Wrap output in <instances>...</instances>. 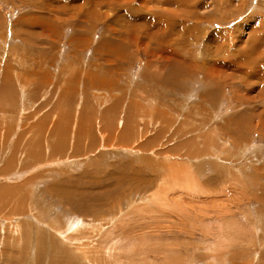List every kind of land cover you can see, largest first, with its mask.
Instances as JSON below:
<instances>
[{
  "label": "rangeland",
  "instance_id": "obj_1",
  "mask_svg": "<svg viewBox=\"0 0 264 264\" xmlns=\"http://www.w3.org/2000/svg\"><path fill=\"white\" fill-rule=\"evenodd\" d=\"M0 264H264V0H0Z\"/></svg>",
  "mask_w": 264,
  "mask_h": 264
},
{
  "label": "bare ground",
  "instance_id": "obj_2",
  "mask_svg": "<svg viewBox=\"0 0 264 264\" xmlns=\"http://www.w3.org/2000/svg\"><path fill=\"white\" fill-rule=\"evenodd\" d=\"M106 1H107V0H106ZM107 44H108V43H107ZM98 45H99V44H98ZM99 46H100V45H99ZM104 46H105V45H104ZM98 48H99V47H98ZM97 50H98V49H97ZM248 63H249V62H248ZM246 68H247V67H246ZM178 72H179V71H178ZM178 72H177V73H178ZM177 73H176V74H177ZM181 73H182V72H181ZM181 73H180V75H181ZM184 73H185V72H184ZM184 73H183V74H184ZM88 75H89V74H88ZM177 75H178V74H177ZM247 120H248V119H247ZM237 121H238V120H237ZM41 122H42V120H41L39 123H41ZM31 124H32V123H31ZM36 124H37V123H36ZM36 124H33V126L36 125ZM63 125H64V123H63ZM38 126H39V125L36 126V129H37L36 134H35L36 138H37V136H40V135H41V134H39V131H41V130H45V129H43V128H39L40 126H39V127H38ZM79 126L82 127V128L84 127L83 123H81V122L79 123ZM54 127L58 129V122L55 123V126H54ZM18 129H19V128H18ZM29 129H31V131L33 130L32 128H29ZM78 129L82 130L81 128H78ZM58 130H59V129H58ZM66 130H67V129H66ZM27 131H28V130L23 131V132H24L23 134H22V133L19 134V139H17V140H18V143H19L18 147H19V149L22 148L21 151L24 152L23 154L26 153V154L30 155V153H32V154L35 155V154L38 153V151H42L43 149H42V150H39V149H40V145L37 146V147L34 146V145H33L34 142H31L30 140H27L28 138L25 140L26 136H28V135H27V133H28ZM79 132H80V131H79ZM79 132H78V135H79ZM31 133H33V132H31ZM34 133H35V132H34ZM57 133H58V134H57ZM60 133H61V132H56V133L51 134L50 137H49V139H48V141L45 140V142H44V143H47V144H48L49 152H50L51 154H52V153L54 154V152H56V151L58 150L59 146H60V145L62 146V143H64V144L66 143L64 138H62L61 140H59V138L57 137ZM43 134H44V133H43ZM43 134H42V135H43ZM47 134H48V133H47ZM64 134H66V132H64ZM64 134H63V135H64ZM6 135H7V134H6ZM9 135H10V134H9ZM81 135L83 136L84 134L82 133ZM32 136H34V135H32ZM66 136H67V134H66ZM42 137H44V136H42ZM55 137H57V138H55ZM72 137H73V136H72ZM80 137H81V136H80ZM4 138H6V137H4ZM4 138L1 137V141L4 142ZM29 138H31V136H30ZM40 138H41V137H39V140H40ZM77 138H78V137H77ZM6 139H7V138H6ZM6 139H5V140H6ZM34 139H35V138H34ZM63 139H64V141H63ZM78 139H79V138H78ZM41 140L44 141V139H42V138H41ZM52 140H53V141H52ZM60 141H61V142H60ZM9 142H12V141L9 140ZM16 142H17V141H16ZM22 142H25V145L23 144L24 146L21 145ZM78 142H80V141H78ZM35 144H36V143H35ZM40 144H41V143H40ZM77 144H78V143H77ZM7 146H8V145H7ZM12 146H13V145H12ZM61 146H60V147H61ZM20 147H21V148H20ZM9 148H10V147H9ZM42 148H43V147H42ZM13 149H14V147H13ZM11 151H12V149H11ZM19 151H20V150H19ZM15 152H17V151H15ZM15 152L12 151L13 155L15 154ZM10 154H11V153H10ZM20 154H21V153H20ZM42 154H43V153H42ZM42 154H41V152H40V156H41ZM13 155L11 154L10 158H14ZM28 155H27V156H28ZM47 155H48V154H47ZM23 156H24V155H23ZM30 157H31V156H30ZM32 157H33V156H32ZM41 157H42V156H41ZM25 158H26V157H25ZM25 158H24V159H25ZM27 158H28V157H27ZM24 159H23V160H24ZM31 159H32V158H31ZM26 160H27V159H26ZM39 160H40V158H39ZM20 161H22V160H20ZM24 161H25V160H24ZM28 161H31V160L29 159ZM26 162H27V161H26ZM26 162H25V163H26ZM34 162L37 163V161H33V163H34ZM33 163L31 162V164H33ZM31 164H30V165H31ZM34 165H35V164H34ZM35 166H36V165H35ZM37 166H38V165H37ZM39 166H40V165H39ZM35 168H36V167H35ZM21 170H22V169H21ZM17 175L20 177V176H22L23 174L21 173V174H17ZM25 179H26V178H25ZM28 182H29V181H28ZM50 189H51V188H50ZM54 189H55V188H54ZM21 190H22V189H21ZM14 191H16V190H14ZM14 191H13V192H14ZM69 191H70V190H69ZM71 191H72V190H71ZM71 191H70V192H71ZM54 192H55V191H54ZM75 192H76V191H75ZM66 193H67V192H66ZM22 194H23V193H22ZM71 194H72V193H71ZM64 195H67V198H66V199L70 201V196H71V195H70V196H69V194H64ZM20 196H21V195H20ZM22 196H24V195H22ZM75 196H76V195H75ZM18 197H19V196H18ZM24 197H25V196H24ZM23 199H24V198H23ZM73 200H74V199H73ZM73 200H71V202H72ZM20 201H21V200H20ZM19 204H20V203H19ZM21 204H22V203H21ZM23 204H24V203H23ZM28 204H29V202L27 203V205H28ZM82 204H83V203H82ZM31 205H32V204H31ZM18 206H19V205H18ZM25 206H26V205H25ZM20 207H21V206H20ZM34 207H35V206H34ZM11 210H12V209H11ZM15 211H17V210H15ZM13 212H14V211H13ZM9 213H10V212H9ZM56 228H57V227H56ZM19 231H20V230H19ZM83 252H84V251H83Z\"/></svg>",
  "mask_w": 264,
  "mask_h": 264
},
{
  "label": "crops",
  "instance_id": "obj_3",
  "mask_svg": "<svg viewBox=\"0 0 264 264\" xmlns=\"http://www.w3.org/2000/svg\"><path fill=\"white\" fill-rule=\"evenodd\" d=\"M91 21V25H94L95 24V27H96V25H101L102 24V21L101 22H98V23H95L94 22V20L92 19V20H90ZM102 41V40H101ZM176 57H180L181 56V54L180 53H177V55H175ZM182 61H184L183 59H182ZM185 63H182L181 65H183L184 67H186V64L184 65ZM143 71H144V69H143ZM164 75H165V73H163ZM163 75V76H164ZM143 80H139V83H144V81L142 82ZM157 82H154V83H156V84H158L159 82L161 83L160 84V86H158L157 88H167V86H168V84L165 82V84H164V78H157V80H156ZM153 83V84H154ZM151 87H153L151 84H149ZM147 88H150V87H147ZM154 88V87H153ZM217 92L219 91V87L217 86L216 87V89H215ZM219 93V92H218ZM212 102H213V99L211 100ZM228 101H230V100H228ZM245 117H243V116ZM224 116H226L227 117V120H232V121H234V122H239V121H244L245 119L247 120H249V118L251 117V112L250 113H248V111H238L237 113H229V112H227ZM223 117V116H222ZM252 118V117H251ZM238 120V121H237ZM262 160L260 159V161H259V163L261 162Z\"/></svg>",
  "mask_w": 264,
  "mask_h": 264
}]
</instances>
